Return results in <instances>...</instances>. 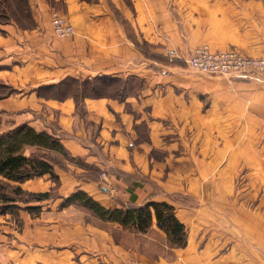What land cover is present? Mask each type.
Segmentation results:
<instances>
[{
  "label": "crops",
  "instance_id": "crops-1",
  "mask_svg": "<svg viewBox=\"0 0 264 264\" xmlns=\"http://www.w3.org/2000/svg\"><path fill=\"white\" fill-rule=\"evenodd\" d=\"M28 4L35 21L32 28H21L14 21L0 23V65L5 66L0 77L17 89L0 98V111L14 112L17 123L57 132L76 159L54 165L57 183L48 174L21 183L23 188L57 194L41 202L50 215L46 235L38 236L49 247L36 250V264L40 260L264 264V200L249 204L238 199L236 194L247 187L189 186L181 170L163 172L150 165L158 162L156 147L166 151L167 162L205 163H198L202 176L226 161L220 170L226 180L234 176L227 174L239 161L264 162L259 148L264 145V78L207 75L180 59L171 63L165 55L168 47L187 52L205 44L212 50L234 47L245 55L264 57V0H28ZM54 12L72 23L71 36L53 34ZM120 19L129 23V31ZM93 80L106 84L102 90L80 91L76 96L57 92L65 81ZM201 129L210 133L207 150ZM244 130L247 139H236L235 131ZM235 146L248 147L250 154H240ZM136 166L166 192L148 198L146 187L134 184ZM257 168L264 172V166ZM105 169L114 174L103 180L97 171ZM75 189L105 207L146 200L172 204L187 228L186 245L170 247L154 221L142 233L103 223L89 212L88 221L68 218L74 213L67 208L74 205L55 212L58 200ZM175 192L194 195L196 201L180 203L168 195ZM203 193L209 195L207 200L198 197Z\"/></svg>",
  "mask_w": 264,
  "mask_h": 264
},
{
  "label": "trees",
  "instance_id": "trees-1",
  "mask_svg": "<svg viewBox=\"0 0 264 264\" xmlns=\"http://www.w3.org/2000/svg\"><path fill=\"white\" fill-rule=\"evenodd\" d=\"M22 6L28 11L32 19L31 23L25 25L18 18L14 20L12 18L7 22L14 21L21 28L30 29L35 21L28 0H22ZM120 20L129 31V23L124 19ZM155 57L161 59L159 56ZM169 62L175 63L177 60ZM69 82L75 84L63 93H71L74 96L80 91L84 93L102 90L106 84V82L99 84L94 80L65 81L58 87L67 86L68 88ZM64 160L74 161L76 159L63 146L60 135L55 131L37 130L25 121L0 131V214L9 213L19 218V209L30 213L36 210L38 214L41 211V202L53 197L51 190L30 191L23 188L21 183L44 174H48L50 179L57 183L59 179L54 165L63 166ZM131 200L134 201V195ZM32 202H36V205H30ZM68 205L85 208L103 223H117L125 230L143 233L150 229L154 221L165 232L167 244L170 247L177 248L186 245L187 228L176 217L174 206L166 201L146 200L140 204L105 207L87 192L75 189L67 196L61 197L58 204L60 208Z\"/></svg>",
  "mask_w": 264,
  "mask_h": 264
},
{
  "label": "rangeland",
  "instance_id": "rangeland-1",
  "mask_svg": "<svg viewBox=\"0 0 264 264\" xmlns=\"http://www.w3.org/2000/svg\"><path fill=\"white\" fill-rule=\"evenodd\" d=\"M27 12L28 11H26V9L22 6V0H7L6 2L5 0H0V23L7 22L12 18L13 20L14 18H18L19 21H21L25 25L30 24L32 19ZM56 37L61 38L58 36ZM169 48H174L179 55H187L188 53H190V51L193 50L192 49L187 52H180L175 47H168L166 49ZM4 68L5 66L0 65V70H3ZM73 84L75 83L69 82L70 87L68 86V88L67 86L58 87L57 92H63L69 90L72 88L71 86ZM16 90H17L16 88H14L11 84H9L0 77V98L7 95H13L15 94ZM16 117L17 116L14 112L6 113L0 111V131L8 129L9 127L17 124L18 119ZM217 132H218L217 138L220 139L221 137L220 130H218ZM235 132H237V134L235 135L236 139L238 140L247 139L248 130H244L242 132L241 131H235ZM171 133H174L176 135V132H170V134ZM223 133L224 131H222V136ZM263 134L264 132L262 131L261 139L264 138ZM209 136L210 133L208 131H204L203 129L200 130V139L201 140L204 139L206 141V146H205L206 150L210 147L208 145V141L211 140ZM187 148L188 147H183L182 149L187 150ZM259 148L261 149L262 152L264 151L263 150L264 145H261ZM234 149L240 150V154L243 155H247V153L250 154V152H248V147L245 146H235ZM153 154L155 158L158 160V162H151L150 165L154 164V166H157V168H159L163 172H166L168 170H175V169L181 170L183 172L184 175L183 178L186 185L209 186L215 183V184H228V185H233L235 187H243V188L249 187L254 189L248 190L246 188V190H242V192L236 194V196H238V199L246 200L247 202H249V204L257 203L260 201V199L264 200V172H262V169L260 170V172H258V168H257V167L262 168V166H264V162H262L261 164V162L256 163V161H251V162H248V160L239 161L235 163L236 168L230 169L229 170L230 172L227 174L228 177L232 173L234 174V176L232 178L229 177L226 180L224 175L222 176L220 172L221 166L226 164V161L222 163H218L216 169L214 171H211V175L202 176L198 172V163L200 164V166H203L205 163L198 162L195 160L192 161L185 160L183 162L180 161L167 162L164 160L166 151L160 147H156V149H153ZM252 156L254 158L256 157V155H252ZM134 170L135 172L133 176H135V178L137 179V183L139 184V186L146 187V189L149 192L147 194L148 198L155 195H162L166 192L165 189L161 186V184L157 180L151 178L147 174H144L139 169V167L136 166ZM101 173L104 174L103 177L101 176ZM109 174L113 175L114 171L110 169L97 171L98 177L102 178L103 180H106ZM28 185L30 186V184ZM105 186L108 187L107 184H105ZM24 187H26V185H24ZM25 189L30 190L29 188H25ZM30 191H35V190H30ZM51 192L53 198H55L57 194L53 190H51ZM168 195L172 197L174 200L179 201L180 203L182 202L193 203L196 201L193 198L194 195L192 196L189 194H181L176 192L169 193ZM198 197L200 198V200H207L209 195L203 193V194H198ZM60 201L61 200H58V204ZM58 204H57L58 208L56 209L55 212L62 210L58 206ZM30 205H36V202L30 203ZM48 210L49 209L47 206H43V207L41 206V211L38 214H36V210H33V212L30 213L27 210L19 209L18 211L19 218H17L16 216H12L9 213L6 215L0 214V264H36V250L39 252H43V251H47L49 247L48 243L41 242L40 239L43 238L41 236H38L39 234H42L43 236L46 235L45 232H47V230L45 229H48V225L46 224H48L47 219L48 216L50 215V210L49 211ZM67 211L70 212L72 211L74 213L71 214L68 218L71 219L83 218L85 221L91 220L88 211L85 208L73 206L71 208H67ZM36 217H39L40 219L36 220ZM61 217L66 218L67 215L62 214ZM36 224H41V225L39 226ZM105 225L107 227V224ZM110 229L113 232L114 228H110ZM37 264H47V263L44 262L43 260H40L39 263Z\"/></svg>",
  "mask_w": 264,
  "mask_h": 264
},
{
  "label": "built area",
  "instance_id": "built-area-1",
  "mask_svg": "<svg viewBox=\"0 0 264 264\" xmlns=\"http://www.w3.org/2000/svg\"><path fill=\"white\" fill-rule=\"evenodd\" d=\"M51 26L54 34L61 38L74 33L69 19L58 12L53 13ZM165 55L170 60H183L190 69L207 75L234 78L257 74L264 77V57L248 56L234 47L212 50L204 44L195 47L187 55H179L174 48H169L166 49ZM103 175L101 173L102 177Z\"/></svg>",
  "mask_w": 264,
  "mask_h": 264
}]
</instances>
